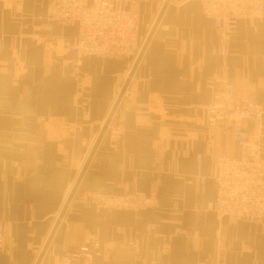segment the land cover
<instances>
[{"label":"crops","instance_id":"crops-1","mask_svg":"<svg viewBox=\"0 0 264 264\" xmlns=\"http://www.w3.org/2000/svg\"><path fill=\"white\" fill-rule=\"evenodd\" d=\"M17 1L0 0V264L36 261L133 63L78 54L70 49L75 27L47 26V0ZM163 1H142L141 36ZM230 48L226 74L235 94L264 104V17L240 19ZM222 62L219 34L199 3L170 0L44 263L56 262L63 244L95 238L102 253L92 264H215L214 162L242 153L231 131L206 123ZM258 147L264 157V132ZM131 190L154 195L157 206H81L91 191ZM223 222V264H264V224Z\"/></svg>","mask_w":264,"mask_h":264},{"label":"built area","instance_id":"built-area-1","mask_svg":"<svg viewBox=\"0 0 264 264\" xmlns=\"http://www.w3.org/2000/svg\"><path fill=\"white\" fill-rule=\"evenodd\" d=\"M197 1L202 14L211 20L219 34L223 57V75L215 80L221 87L213 93V101L207 106L206 122L209 127L231 131L236 144L242 149L240 157L223 154L214 162L215 197L208 207L217 220L213 236L215 264H223L227 251L224 219L227 218L231 224L240 221L264 224V157L258 147L264 132V106L257 98H237L234 83L226 74V58L231 52L230 41L238 20H261L264 17V0ZM140 3L142 0H47L46 13L53 12L55 20L46 16L45 19L48 27L57 24L76 28L70 49L80 55L131 57L133 61L142 43L138 31ZM21 5L19 0L18 6ZM102 6L105 10H101ZM61 16L73 19L68 22ZM85 21L94 24V27L91 30L90 26L84 27ZM100 22L105 26L116 25L118 29L98 30ZM79 106L82 114L88 115L87 103H80ZM91 205L97 211L137 212L141 208H154L157 202L153 195L137 190L122 195L91 191L83 197L81 206L86 208ZM176 232L183 233L182 229ZM4 233L5 222L0 218V253L4 250ZM133 243L130 241L126 245L137 256L140 251ZM101 253L99 242L91 238L76 247L61 245L56 262L41 264H92L93 257Z\"/></svg>","mask_w":264,"mask_h":264},{"label":"water","instance_id":"water-1","mask_svg":"<svg viewBox=\"0 0 264 264\" xmlns=\"http://www.w3.org/2000/svg\"><path fill=\"white\" fill-rule=\"evenodd\" d=\"M169 2H170V0H164L163 1L150 30L146 33L144 40H143V43H142V46H141L140 50L138 51L136 57L133 60V63H132V66L128 72V75H127L126 79L124 80V82H123V84H122V86H121V88L117 94V97H116V99H115V101H114V103L110 109L108 116L106 117V119H105V121L101 127L100 132L98 133L93 145L91 146V148H90V150H89V152L85 158V161H84V163H83V165H82V167H81V169H80V171H79V173H78V175H77V177H76V179H75V181H74V183H73V185H72V187L68 193V196H67L62 208L60 209V211L56 217L54 225H53V227L49 233V236L47 237V239H46L36 261L34 262V264H41V262L43 261V257H44V255H45V253H46V251H47V249H48V247L52 241V238H53L62 218L64 217L67 209L69 208L73 198L76 195L78 187H79L81 180L84 176V173H85L90 161L92 160L94 153H95L102 137L104 136V134H105V132H106L113 116H114L115 111L117 110L122 98L124 97V95L126 93V90L129 87V84H130V82L134 76V73H135V71H136V69H137V67H138V65H139V63H140V61L144 55V52H145L148 44L150 43L152 37L155 34V31H156V29H157V27L161 21V18L163 16Z\"/></svg>","mask_w":264,"mask_h":264},{"label":"rangeland","instance_id":"rangeland-1","mask_svg":"<svg viewBox=\"0 0 264 264\" xmlns=\"http://www.w3.org/2000/svg\"><path fill=\"white\" fill-rule=\"evenodd\" d=\"M19 1V0H18ZM18 1H17V6H18ZM143 1V0H142ZM189 1V0H188ZM195 1H197V0H195ZM198 2V1H197ZM199 3V2H198ZM140 5H141V3H140ZM200 5V4H199ZM19 7V6H18ZM200 9H201V7H200ZM101 10H105V7L104 6H102L101 7ZM159 11V10H158ZM158 13V12H157ZM157 13H156V15H157ZM60 14V13H59ZM156 15H155V17L153 18V20H152V22H151V24H150V26H149V28H148V31L150 30V28H151V26H152V24H153V22H154V20H155V18H156ZM45 16L47 17V18H49V19H54L55 20V16H54V14H53V12H51V14H49V12L48 13H46L45 14ZM62 18H64L63 16H61ZM139 17H140V7H139ZM205 17V16H204ZM206 18V17H205ZM45 19V18H44ZM64 19H66L68 22H71L72 21V19L73 18H70V17H65ZM208 19V18H207ZM250 19H252V18H250ZM46 20V19H45ZM62 20V19H61ZM61 20H59V21H61ZM210 20V19H209ZM252 20H254V19H252ZM211 21V20H210ZM239 21V20H238ZM238 23V22H237ZM213 25V24H212ZM83 26L84 27H89L90 26V30L94 27V24H92V23H89V22H84L83 23ZM236 26H237V24H236ZM236 26H235V28H236ZM214 27V26H213ZM215 28V27H214ZM235 28H234V30H235ZM76 29V28H75ZM118 29V27L116 26V25H110V26H105L104 25V23L103 22H100V25H99V28H98V30H117ZM234 30H233V32H234ZM138 31H139V19H138ZM147 31V32H148ZM140 33V32H139ZM146 35V34H145ZM145 35L144 36H142V38H141V40H142V43H143V40H144V37H145ZM142 43H141V45H140V48H141V46H142ZM219 45H220V37H219ZM71 46V45H70ZM140 50V49H139ZM86 52H88L87 51V49L85 50ZM220 52H221V47H220ZM89 56H93V55H89ZM221 56H222V54H221ZM229 56V55H228ZM136 57V56H135ZM126 58H131V57H126ZM222 64H223V62H222ZM128 75V74H127ZM127 77V76H126ZM218 78V77H217ZM217 78H215L214 80H216ZM126 79V78H125ZM214 83H216L217 84V88L215 89V91L216 90H218L220 87H221V85L219 84V83H217L216 81H214ZM122 86V85H121ZM121 88V87H120ZM234 89H235V87H234ZM120 90V89H119ZM128 90V89H127ZM127 90H126V92H127ZM214 91V92H215ZM119 92V91H118ZM213 92V93H214ZM234 92H235V90H234ZM126 94V93H125ZM125 96V95H124ZM235 96L237 97V98H244V99H247V98H255V97H252V96H247V97H240V96H237L236 94H235ZM212 101H213V94H212V99H211V101H210V103H212ZM209 103V104H210ZM261 103V102H260ZM208 104V105H209ZM207 105V106H208ZM262 105L264 106V104L262 103ZM207 106H206V109H207ZM109 114V113H108ZM85 116V115H84ZM87 116V115H86ZM108 116V115H107ZM206 119H207V110H206ZM207 121V120H206ZM207 123V122H206ZM208 125V124H207ZM108 129V128H107ZM100 130H101V128H100ZM100 130H99V132H100ZM98 132V133H99ZM98 135V134H97ZM97 137V136H96ZM96 139V138H95ZM95 141V140H94ZM94 143V142H93ZM93 143H92V145H93ZM89 152V151H88ZM88 154V153H87ZM242 154V153H241ZM221 155H223V154H221ZM221 155H219L216 159H215V161L221 156ZM87 156V155H86ZM241 156V155H240ZM86 158V157H85ZM84 161H85V159H84ZM84 163V162H83ZM132 192H134V191H136V190H131ZM131 191H127L128 193H130ZM140 192H143V191H140ZM126 193V192H125ZM105 194H108V193H105ZM122 194H124V193H122ZM122 194H111V195H122ZM152 195V194H151ZM154 196V195H153ZM155 197V196H154ZM74 199V198H73ZM82 199L83 198H81V200H80V202L82 201ZM156 199V198H155ZM73 201V200H72ZM156 202H157V200H156ZM72 203V202H71ZM141 209H145V208H141ZM112 211H115V210H112ZM126 211V210H125ZM3 220V219H2ZM5 227H6V223H5ZM182 231H183V233H181V234H185V231L182 229ZM175 234H180V233H177V232H175ZM169 237H171V235H169L168 236V238ZM4 240H5V233H4V235H3V238H2V242H3V245H4ZM130 241H133L134 243V245H135V247L136 248H138V250L140 251V249H139V247L136 245V242L134 241V240H128L126 243H128V242H130ZM126 243H125V247H127V245H126ZM130 250V249H129ZM132 252V251H131ZM132 254L133 255H135L134 254V252H132ZM60 256V255H59ZM141 256V251H140V254L139 255H137V256H134V257H140ZM43 262V261H42ZM41 262V263H42ZM149 263L150 264H154L155 262H154V260L153 259H150V261H149Z\"/></svg>","mask_w":264,"mask_h":264}]
</instances>
